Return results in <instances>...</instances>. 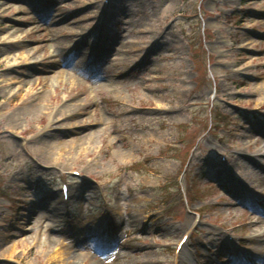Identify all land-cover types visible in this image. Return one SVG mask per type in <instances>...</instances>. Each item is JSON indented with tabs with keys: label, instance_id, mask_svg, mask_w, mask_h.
<instances>
[{
	"label": "rangeland",
	"instance_id": "374dc122",
	"mask_svg": "<svg viewBox=\"0 0 264 264\" xmlns=\"http://www.w3.org/2000/svg\"><path fill=\"white\" fill-rule=\"evenodd\" d=\"M0 60L56 76L0 101V264H264V0H0Z\"/></svg>",
	"mask_w": 264,
	"mask_h": 264
},
{
	"label": "bare ground",
	"instance_id": "6f19581e",
	"mask_svg": "<svg viewBox=\"0 0 264 264\" xmlns=\"http://www.w3.org/2000/svg\"><path fill=\"white\" fill-rule=\"evenodd\" d=\"M34 23H36V22L34 21ZM13 28H15V25H14ZM15 30H16V32H19L20 31L19 28H17V29L15 28ZM39 31H41L40 28H39V30H32V32H39ZM28 33H31V31H29ZM55 47H56V45H53V46L49 47V49H54ZM80 47H81V43H78L77 46L75 47V50H78ZM46 48H48V47H46V46L45 47H42L43 50H46ZM31 52H32V50H29L27 52L28 57L32 56ZM35 53H37L36 50H35ZM44 56L45 57H44L43 60H45V61H47L48 59H55L56 58V56H54V55H49L48 52H46ZM83 61L86 62L87 59L86 60H83ZM1 63L2 62L0 60V65H1ZM53 64L55 66L61 65L60 62L59 63L58 62L57 63H53ZM62 64H64V63L62 62ZM10 68H13V66H11ZM56 75H58L59 77H61V76L62 77H67L69 75V72L64 70L62 72L57 73ZM28 76L31 77V75H27V77L24 80H20V81L17 78H16L17 80L11 78V79H8V80L4 81L6 83V85L0 86L1 94H4V95L0 96L1 97L0 101H2V103H6L7 102V98L6 97L11 93V91H8V89H12L13 87H16L17 84H22L23 87H22V89H20V91L18 93L12 95L8 99V101H9L8 104H10V105L13 104L18 99L22 100L23 94H21V91L24 90L25 87H30V89H34L38 85L45 84L47 81H49L48 85H45V87L48 88L50 86V84L54 83V80L53 79H54V77H56V76H51V77H46V78H36V77L29 78ZM7 82H10V83L7 84ZM3 99H5V101ZM26 108H30V105L23 107L22 111H20L19 113L22 114V115L23 114H26V112H27ZM259 214L264 215V209L263 210H260L259 211ZM259 223L264 224V218H261V220L256 221V222L253 220L252 226L255 227ZM252 239H256V235L254 237H252ZM184 253L186 255H189L188 252H187V250H184Z\"/></svg>",
	"mask_w": 264,
	"mask_h": 264
}]
</instances>
